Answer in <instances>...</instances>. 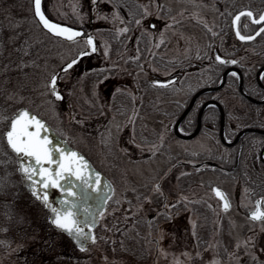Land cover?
<instances>
[{
    "label": "rangeland",
    "instance_id": "1",
    "mask_svg": "<svg viewBox=\"0 0 264 264\" xmlns=\"http://www.w3.org/2000/svg\"><path fill=\"white\" fill-rule=\"evenodd\" d=\"M137 1L143 6L142 14L131 23L111 0H97L94 7H90L93 0H42L52 19L76 27L92 23L97 40V55L61 74L58 86L63 99L53 104L41 94L45 77L84 48V38L65 41L44 31L34 18L31 0H0V110L10 115L20 106L31 109L113 185L112 197L96 227V240L78 251L63 233L50 228L46 211L22 187L14 155L0 140V160L7 161L0 163V264H211L213 260L226 264L227 259L234 264H258L264 260L263 224L243 229L205 228L190 212L193 199L200 201L208 193L207 178L196 176L189 185L177 178L179 171L167 173L185 149L205 154L204 136L182 141L150 122L151 128H139L136 133L154 141L144 143L136 136L134 144L129 139V117L137 109L151 110L149 119L156 120L160 110L169 109L158 87L148 90L142 86L170 70H161L154 57L160 59L161 53L168 63L194 62L198 52L204 55L209 51L211 38L206 36L205 24L213 30L217 23L211 6L208 11L198 4L165 0L162 5L169 15L163 22L156 0ZM170 19L177 23L169 25ZM123 27L128 28L126 33L117 31ZM138 36L145 43L144 51ZM245 60L256 61L250 47ZM122 91L139 104L117 117L111 98ZM187 93L179 98L183 100ZM161 132L162 144L157 140ZM142 143L143 149L138 147ZM151 143L157 145L154 152L148 150ZM157 181L160 191H153ZM145 195L151 199L145 201ZM165 201L174 204L167 209L170 217L159 215L149 225L139 223L165 206ZM245 241L252 247H246Z\"/></svg>",
    "mask_w": 264,
    "mask_h": 264
},
{
    "label": "flooded vegetation",
    "instance_id": "2",
    "mask_svg": "<svg viewBox=\"0 0 264 264\" xmlns=\"http://www.w3.org/2000/svg\"><path fill=\"white\" fill-rule=\"evenodd\" d=\"M164 1L161 0L160 4H164ZM175 1L178 5L198 4L208 11V6H211L217 18L216 26L212 31H215L217 35L212 37L211 32L204 28L206 36L211 38V49L205 52L201 60L196 59L192 63L183 62L180 65L179 62L175 63V60L168 63L164 55L160 53V69L163 71L170 69L167 73H163L160 79H171L173 76L176 79L169 86H155L160 87V96L167 99L169 109L160 110V118L148 121H151L152 125L157 123L160 129H165L164 132H167V135H172L182 141L202 135L206 139L207 146L206 153L203 155L189 148L185 149L173 161L167 173L179 171L177 178L189 185L198 179L196 176L207 178L208 193L200 201L193 199L192 212H190L197 222L204 224L205 228L209 230L212 228L243 229L250 225H264V222L259 220L253 221L249 215L250 210L255 207L254 201L264 196V79L258 75L264 72L262 68L264 66V47H262L264 35L257 36L252 41H240L230 27L231 14L243 7H250L256 11L264 10V0ZM186 1L190 3L187 4ZM124 2L128 15L133 16L141 11L137 0H124ZM92 4L90 7H94ZM116 7L126 15L127 21H130L126 12L117 5ZM168 15L164 7L160 8L163 22ZM79 27L84 30L79 38L91 34L96 51L88 50L78 62L94 57L98 53L92 23H89L87 27ZM213 38L216 40L214 41ZM139 43L144 51L146 47L141 44L140 40ZM247 47L254 51L258 62L245 60ZM217 53L227 54L228 58L237 59L239 63L223 66L220 71H217L218 62L214 60ZM232 71L237 72L238 76H230L229 73ZM218 84H220L218 88L201 92L192 100L198 90ZM239 85L248 97L240 92ZM186 90L188 95L181 100L180 94ZM234 96L237 97L238 104L233 101ZM150 111L144 109L143 115L147 113L146 116L153 117ZM137 112L139 111L136 110L135 114L138 117H143ZM113 113L115 114V110ZM181 115L177 128H175ZM148 121H144L146 125H135V128L147 129ZM181 127L184 131L180 130ZM176 129L179 134H176ZM190 133L192 136L182 137ZM213 186L219 187L226 194L230 204L228 209L222 207L223 202L212 192ZM162 198H165L164 193ZM156 216L157 212L149 214L145 220L147 225L153 220L150 221L149 218ZM226 264L234 263L227 259Z\"/></svg>",
    "mask_w": 264,
    "mask_h": 264
},
{
    "label": "snow or ice",
    "instance_id": "3",
    "mask_svg": "<svg viewBox=\"0 0 264 264\" xmlns=\"http://www.w3.org/2000/svg\"><path fill=\"white\" fill-rule=\"evenodd\" d=\"M156 2L158 8L163 7V5L159 3V0H156ZM31 3L34 18L37 19L38 24L42 25L43 28L49 30L54 35L66 38L69 41H74L80 37L81 30L50 19L42 10V0H31ZM93 4H95V0H93ZM144 11L147 12V9L145 8ZM181 11H183V9H181ZM116 15L119 16L120 13L117 11ZM136 23L139 24L141 21L137 20ZM175 23H177V21L171 19L169 20V25ZM167 26L168 25H166V27ZM230 27L234 31L235 37H237L240 41H252L257 36L264 35V10L256 11L250 7H243L231 14ZM205 28H208L212 37L217 35V33L212 31L207 24H205ZM117 31L126 33L128 28H119ZM161 39H163V35L161 36ZM137 40H139V37H137ZM84 43L85 47L79 49L74 56H71L64 61L59 66V71H53L45 77L43 92L41 94L46 96L50 103L55 104L57 101H62L63 99V93L59 89L57 83L61 78V72H70L80 58L87 54L88 50L93 52L96 51L94 38L91 34L84 36ZM208 47L211 49V44H209ZM107 53L108 50L106 48L105 54L107 55ZM197 55L199 56L200 53L198 52ZM132 59L136 58L133 57ZM214 60L218 62L216 64L217 71H220L223 66L235 65L239 63L237 59H230L227 54L221 55L219 53L215 54ZM229 75L237 77L238 73L232 71ZM258 75L261 79H264V72H260ZM175 79V76L171 79L164 80L153 79L150 83L154 86L163 87L169 86ZM119 90V88L116 89V91ZM67 91L71 93V89H67ZM135 115L136 114L133 113V115L129 117V122L132 124V133L129 136V139L134 144L136 143ZM73 119H75V117H73ZM80 122L82 123L83 121ZM0 124L3 125V129L0 130V140L5 143L8 151L12 152L16 156V165L18 171L21 173L22 181L27 182L32 195L41 200L44 205L50 209L48 217L50 223L55 225L58 229L66 232L76 241L77 245L81 249L84 248L81 237H90L93 241H95L96 236L93 235L91 231L85 232L80 225L84 223L89 229H91L96 222L95 216L92 212V206L87 204V200L91 196L88 188L91 187L96 189V185L100 183V173L94 172V175L90 177L85 172L88 162L84 159V157L74 150H65L58 144H52L50 137L46 134L48 131L46 121L27 107H19L10 115H5L4 110H0ZM119 127L120 126L117 125L118 129ZM180 130L184 131V128L181 127ZM163 136L164 133L161 132L160 136L157 138L158 143H163ZM139 139L147 143V138L145 136L140 135ZM144 146L145 145L143 143L138 145L141 149H143ZM156 147V143H151L148 150L154 152ZM0 151H2V149H0ZM125 151H128V149H125ZM54 154H56L55 159L53 158ZM4 155H7V152H4ZM21 156L25 159H21ZM0 163H7V161L0 160ZM71 176H75L80 181V184L78 185L80 189L79 193L73 191L72 187L66 186V184H72V180L70 178L66 179V177ZM61 181H65V183H61ZM50 185L57 187L61 190V192L66 193L65 196L61 197V207H55L49 201L46 189ZM104 185V199H106L107 193L111 189L108 187L107 181H104ZM160 187V183L157 181L153 185V191H160ZM211 190L223 202L222 207L224 209H228L230 204L226 194L216 186H213ZM41 192L43 193L42 195ZM160 194L163 195L162 192H160ZM137 195L139 196V193ZM69 196H79L82 202L81 208L85 214V219L83 221L75 218V213L72 209L76 205L77 201L69 199ZM104 199H101V206L104 203ZM143 199L148 201L151 199V196L145 195ZM184 199L187 200L188 198L184 197ZM174 203L178 204L179 201H175ZM254 205L255 207L250 210L249 213L250 218L253 221L259 220L264 222V196L258 197L254 201ZM173 206V203L165 201V206L158 209L157 216L165 215L170 217L171 213L168 212L167 209H171ZM89 216H92L91 220L88 219ZM152 219H156V217L149 218L150 221ZM3 230L7 231L6 228ZM249 239L255 240V237H249ZM0 243L3 242L0 241ZM244 243L246 247H252L247 241ZM237 246H239V242ZM261 252H264V248H261ZM197 255H200V253L197 252ZM229 255L231 256L232 253H229ZM252 256L254 259L257 257L255 251L252 252ZM211 264H216L215 260H213ZM258 264H264V260L258 261Z\"/></svg>",
    "mask_w": 264,
    "mask_h": 264
},
{
    "label": "water",
    "instance_id": "4",
    "mask_svg": "<svg viewBox=\"0 0 264 264\" xmlns=\"http://www.w3.org/2000/svg\"><path fill=\"white\" fill-rule=\"evenodd\" d=\"M31 6H32V3H31ZM42 10H43V6H42ZM44 11V10H43ZM32 12H33V9H32ZM36 19V18H35ZM51 19V18H50ZM37 20V19H36ZM53 20V19H52ZM55 21V20H53ZM55 22H58V21H55ZM58 23H61V22H58ZM64 24V23H62ZM40 25V24H39ZM66 25V24H64ZM42 28L43 26L40 25ZM69 26V25H67ZM70 27H73V26H70ZM77 28V27H75ZM45 31H47L48 33H50L51 35L53 36H57V35H54L53 33H51L49 30L43 28ZM79 30H81V34L83 33V30L81 28H77ZM59 37V36H58ZM264 68V66L262 67ZM60 69H58L57 71H59ZM62 73V72H61ZM58 83V82H57ZM220 86V84L218 85H215V86H211V87H204L200 90H198L196 92V94L192 97V100L194 99V97L201 93V92H205V91H209V90H214L216 88H218ZM239 89H240V92L245 95L246 97L247 94L243 91L242 87L239 85ZM253 101H256V102H260L259 100H254L252 99ZM21 107H25V106H21ZM19 108V107H18ZM15 111V110H14ZM183 115V114H182ZM182 115L179 117L176 125H175V128H177V125H178V122L179 120L181 119ZM46 125L48 127V131H47V135L50 137V141L52 144H58L60 145L63 149L65 150H74L76 152H78L82 157H84V159L88 162V165H87V168L85 169V172L87 175H89L90 177L94 175V172H99L100 173V183L96 185V189H93L91 187L88 188V191L91 193V196L89 197V199L87 200V204L91 205L92 206V212H93V215L95 216V224L94 226L89 229L87 227L86 224L82 223L80 226L84 229L85 232H89L91 231V233L94 235V228L96 227V225L98 224L99 222V218H100V215L101 213L103 212L104 210V207H105V204L107 202V200L109 199V197L111 196L112 194V184L110 183V181L99 171L97 170L96 168L93 167V165L90 163V161L80 152L78 151L77 149L73 148L72 146H70L68 144V142L66 141V139L60 135H57L53 129L51 128V126L46 122ZM176 134H179L178 133V130L176 129ZM189 136H192V133L190 134H187V135H182V137H189ZM12 153V152H11ZM13 154V153H12ZM14 155V154H13ZM14 158H15V165H16V156L14 155ZM54 159L56 158V154H54ZM21 159H25L23 156H21ZM55 167V166H53ZM16 170H17V173L19 175V178H20V181H21V185L22 187L24 188V190L26 192H28L34 200H36L43 208L44 210L46 211V215H47V221H48V224L49 226L54 229L55 231L57 232H61L63 234H65L67 236V238L70 240V242L78 249V250H83L85 249L89 244H91L93 242V240L90 238V237H81V240L84 244V248L81 249L76 241L74 239H72L66 232H64L63 230H60L58 229L55 225L51 224L48 217H49V214H50V209L47 208L44 203L39 200L38 198L34 197L30 191V189L28 188V185H27V182L26 181H22V177H21V173L18 171V168H17V165H16ZM70 178L72 180V184L71 185H67L66 186H70L73 188V191H76L79 193L80 189L78 187V185L80 184V181L75 177V176H71V177H66V179ZM38 179V178H37ZM104 181H107L108 182V187L111 189L108 193H107V196H106V199H104V196H105V185H104ZM61 183H65V181H61ZM46 191L48 192V199L49 201L52 203L53 206L55 207H61L60 205V200H61V197L65 196L66 193L64 192H61V190L57 187H54V186H49ZM43 193L41 192V195ZM69 199H73V200H76L77 203L76 205L73 207L72 211L75 213V218L78 219V220H81L83 221L85 219V214L83 213L82 211V208H81V200L79 198V196L77 197H71L69 196ZM101 199H104V203L103 205L101 206ZM89 220L92 219V216H89L88 217Z\"/></svg>",
    "mask_w": 264,
    "mask_h": 264
},
{
    "label": "trees",
    "instance_id": "5",
    "mask_svg": "<svg viewBox=\"0 0 264 264\" xmlns=\"http://www.w3.org/2000/svg\"><path fill=\"white\" fill-rule=\"evenodd\" d=\"M112 1V3L114 4V5H117L118 7H120V8H122L123 10H124V12H126V14L128 15V12H127V10H126V6H125V2H124V0H111ZM142 14V12L141 11H139L138 13H136L135 15H133V16H130V15H128V17H129V19H130V21H131V23H133L134 21V18H137V17H139L140 15ZM141 44H143V45H145V43H144V41H141ZM203 55V54H202ZM202 55H200V56H202ZM200 56H198V57H200ZM198 57H196V59H198V60H201V58H198ZM195 59V60H196ZM153 61L156 63V64H159L160 65V59L158 58V57H154V59H153ZM102 73H98V75H101ZM142 86H144L146 89H148V90H152L153 88H155V87H153V85H151V83L150 82H148V81H145V82H142ZM158 89L160 90V87H158ZM136 103L134 102V103H132V101H131V97L129 96V94L128 93H124V92H120V93H115V95H113L112 96V98H111V107H112V109L113 110H115V114H116V116L117 117H123V116H125L126 115V112L127 111H129L130 109H131V107H133L134 105H135ZM137 104H139V102H137ZM138 110V109H137ZM142 109H140V110H138L139 112H137V113H141L142 115H143V111H141ZM151 115H152V113L151 112H149ZM153 116V115H152ZM146 117H148V118H146ZM148 121L149 120V116H146V115H143V117H138L137 116V114L135 115V125L136 126H139V125H146L145 123H144V121ZM149 123H148V128H151V125H150V122L151 121H148ZM156 125H157V123H155ZM156 127H158V126H156ZM136 129V131H138V129L137 128H135ZM141 134H139V133H136V136L138 137V139H139V136H140ZM148 136V135H147ZM147 136H145L146 138H147ZM140 140V139H139ZM152 141H154V140H152V139H150V138H147V143L148 142H152ZM142 142H144V141H142ZM144 224V225H146L147 223H146V221L145 220H141V224ZM95 233H96V230H95Z\"/></svg>",
    "mask_w": 264,
    "mask_h": 264
}]
</instances>
